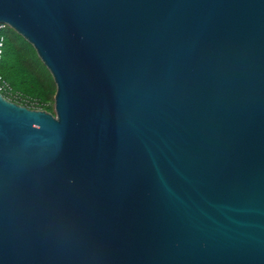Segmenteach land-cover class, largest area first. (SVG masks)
Returning a JSON list of instances; mask_svg holds the SVG:
<instances>
[{
    "label": "water",
    "instance_id": "95a60500",
    "mask_svg": "<svg viewBox=\"0 0 264 264\" xmlns=\"http://www.w3.org/2000/svg\"><path fill=\"white\" fill-rule=\"evenodd\" d=\"M56 86L0 93V264H264V0H0Z\"/></svg>",
    "mask_w": 264,
    "mask_h": 264
},
{
    "label": "trees",
    "instance_id": "16d2710c",
    "mask_svg": "<svg viewBox=\"0 0 264 264\" xmlns=\"http://www.w3.org/2000/svg\"><path fill=\"white\" fill-rule=\"evenodd\" d=\"M0 34L3 36L0 74L13 94L5 96L29 108L54 113L56 86L34 47L6 24L0 28Z\"/></svg>",
    "mask_w": 264,
    "mask_h": 264
},
{
    "label": "built area",
    "instance_id": "2783aa9c",
    "mask_svg": "<svg viewBox=\"0 0 264 264\" xmlns=\"http://www.w3.org/2000/svg\"><path fill=\"white\" fill-rule=\"evenodd\" d=\"M3 25L4 24H0V28L3 27ZM2 50H3V36L0 34V59H1V56H2ZM0 93L7 99H9V98L6 97L5 95H7L9 97L13 96L8 84L2 78L1 74H0Z\"/></svg>",
    "mask_w": 264,
    "mask_h": 264
},
{
    "label": "rangeland",
    "instance_id": "374dc122",
    "mask_svg": "<svg viewBox=\"0 0 264 264\" xmlns=\"http://www.w3.org/2000/svg\"><path fill=\"white\" fill-rule=\"evenodd\" d=\"M9 83V82H8Z\"/></svg>",
    "mask_w": 264,
    "mask_h": 264
}]
</instances>
